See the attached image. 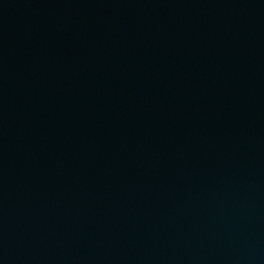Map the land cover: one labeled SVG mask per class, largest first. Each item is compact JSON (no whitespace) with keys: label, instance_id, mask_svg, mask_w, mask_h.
<instances>
[{"label":"water","instance_id":"obj_1","mask_svg":"<svg viewBox=\"0 0 264 264\" xmlns=\"http://www.w3.org/2000/svg\"><path fill=\"white\" fill-rule=\"evenodd\" d=\"M0 264H264V0H0Z\"/></svg>","mask_w":264,"mask_h":264}]
</instances>
